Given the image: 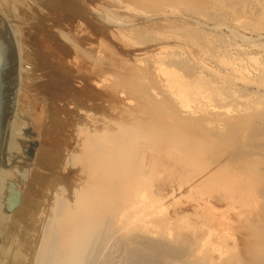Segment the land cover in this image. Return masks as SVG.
Returning <instances> with one entry per match:
<instances>
[{
  "label": "rangeland",
  "instance_id": "obj_1",
  "mask_svg": "<svg viewBox=\"0 0 264 264\" xmlns=\"http://www.w3.org/2000/svg\"><path fill=\"white\" fill-rule=\"evenodd\" d=\"M0 17L16 36L18 76L23 68L2 157L14 122L15 152L7 167L28 169L26 181L15 175L21 204L13 211L4 207L11 216L0 234L10 248L4 264H29L44 199L57 188L69 195L85 177L73 155L83 148L86 127L94 131L106 120L141 118L142 90L167 101L160 66L178 87L212 98L233 94L264 109V73L252 63H264V17L258 10L245 12L240 2L225 7L218 0H0ZM234 64L250 74L232 73ZM167 172L161 168L155 176L153 191L172 203ZM118 187L115 181L112 188ZM120 189L113 191L111 205L117 218L115 204L124 202ZM176 199L192 203L188 194ZM135 200L125 203L142 227L150 233L169 228L171 205L154 210L142 194ZM193 212L188 216L195 218Z\"/></svg>",
  "mask_w": 264,
  "mask_h": 264
},
{
  "label": "bare ground",
  "instance_id": "obj_2",
  "mask_svg": "<svg viewBox=\"0 0 264 264\" xmlns=\"http://www.w3.org/2000/svg\"><path fill=\"white\" fill-rule=\"evenodd\" d=\"M218 1L225 7L240 2L245 12L258 10L264 17V0ZM252 63L264 73V63ZM249 69L230 67L240 76ZM159 71L170 91L167 101L142 90L141 118L106 120L94 131L86 127L83 148L73 155L85 177L69 195L57 188L44 199L29 264H264V109L233 94L212 98L178 87L162 66ZM10 125L7 157L0 160V234L4 220L11 219L4 207L15 175L28 177L27 171L7 167L15 152L14 122ZM161 168L168 170L172 203L153 191ZM115 181L121 187L112 188ZM119 188L124 202L115 204L117 218L111 205ZM177 192L192 203L176 199ZM140 194L154 210L172 206L167 230L150 233L138 222L125 200L135 203ZM191 209L195 218L188 216ZM4 242L0 264L8 249Z\"/></svg>",
  "mask_w": 264,
  "mask_h": 264
},
{
  "label": "water",
  "instance_id": "obj_3",
  "mask_svg": "<svg viewBox=\"0 0 264 264\" xmlns=\"http://www.w3.org/2000/svg\"><path fill=\"white\" fill-rule=\"evenodd\" d=\"M18 55L11 30L0 17V160L8 126L9 117L14 113L19 84ZM19 168H16L18 171ZM24 170H28L25 168ZM28 177H23L26 181ZM21 184V183H19ZM12 183L8 198V211L21 204V191Z\"/></svg>",
  "mask_w": 264,
  "mask_h": 264
}]
</instances>
